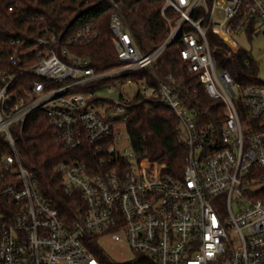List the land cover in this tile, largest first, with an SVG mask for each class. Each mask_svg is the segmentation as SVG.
<instances>
[{
    "label": "built area",
    "instance_id": "obj_1",
    "mask_svg": "<svg viewBox=\"0 0 264 264\" xmlns=\"http://www.w3.org/2000/svg\"><path fill=\"white\" fill-rule=\"evenodd\" d=\"M109 1L114 67L96 69L71 53L100 35L90 22L66 34L44 21L37 37L10 41L9 65L0 69V264H106L100 249L114 264H264V81L259 74L235 80L219 66L211 37L229 53L246 51V66L260 62L237 36L264 33V0H163L168 33L147 50ZM175 44L188 72L223 106L221 121L203 123L172 75L155 73ZM144 70L154 72V83L132 78ZM20 74L37 78L22 89ZM105 87L121 90L119 99L98 97ZM142 103L166 106L179 119L187 147L181 175L152 160L133 137L131 109ZM36 111L47 115L56 144L88 145L94 155L56 165L64 193L76 199L77 217L69 222L42 194L18 148ZM107 239L134 257L112 258Z\"/></svg>",
    "mask_w": 264,
    "mask_h": 264
},
{
    "label": "trees",
    "instance_id": "obj_2",
    "mask_svg": "<svg viewBox=\"0 0 264 264\" xmlns=\"http://www.w3.org/2000/svg\"><path fill=\"white\" fill-rule=\"evenodd\" d=\"M129 30L139 47L151 49L159 44L168 33V26L161 15L163 0H115ZM113 5L109 0H0V69L9 65L12 51L10 41L20 38L28 42L43 31L45 21L56 32L71 34L84 23H92L100 35L91 42H82L70 47L72 54L84 57L96 69H108L119 64L111 40L110 16ZM215 57L219 66L227 69L235 80L255 81L260 73V62L252 60L245 65L246 51L229 53L219 38L211 35ZM35 40V39H34ZM31 40L32 45L35 44ZM155 73L161 77L171 74L175 83L188 95L189 106L199 114L203 123L223 119V106L208 97L197 74L187 70V63L180 55V46L175 44L159 59ZM252 75V76H251ZM145 77L154 83V72L144 70L132 75L134 80ZM37 77L20 74L17 83L26 88ZM101 84L90 86L97 89ZM123 95V94H122ZM130 130L139 148L152 159L166 165L170 173L181 175L185 166L187 147L180 132L179 119L174 112L162 105L149 106L146 103L134 105L131 109ZM52 125L41 111L32 113L18 141V148L27 166L33 167L42 194L59 210L66 221L77 217L75 198L64 193L62 176L56 165L62 161L83 158L93 160L88 145L79 149H67L51 138ZM4 145L2 151L6 150ZM99 255L106 264H114L100 249Z\"/></svg>",
    "mask_w": 264,
    "mask_h": 264
},
{
    "label": "rangeland",
    "instance_id": "obj_3",
    "mask_svg": "<svg viewBox=\"0 0 264 264\" xmlns=\"http://www.w3.org/2000/svg\"><path fill=\"white\" fill-rule=\"evenodd\" d=\"M237 40L244 48L251 49L253 54L259 58L261 64L259 79L264 81V33L256 35L253 39H248L245 35L237 36ZM123 89L131 93L133 86L126 85L123 86ZM120 92L121 90L117 88L105 87L97 90V96L106 98L112 102L119 99ZM103 247L112 258L119 261L130 260L134 257L133 252L128 246L114 240H104Z\"/></svg>",
    "mask_w": 264,
    "mask_h": 264
}]
</instances>
